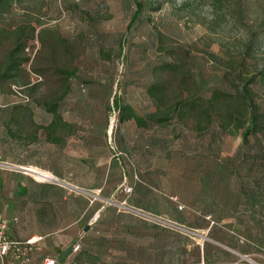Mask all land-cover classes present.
<instances>
[{
    "label": "rangeland",
    "instance_id": "rangeland-1",
    "mask_svg": "<svg viewBox=\"0 0 264 264\" xmlns=\"http://www.w3.org/2000/svg\"><path fill=\"white\" fill-rule=\"evenodd\" d=\"M3 11L4 35L15 29L33 35L24 48L30 61L23 64L30 84L39 83L33 96L46 87L48 99L55 96L59 77L33 69L52 64L43 58L54 47L56 66L74 72L59 102L66 123L59 130L62 141L43 143L39 134L33 140L26 129L12 138L6 154L12 163L0 159L5 173L22 175L26 171L19 166L43 171L44 166L76 184L69 218L60 194L39 206L70 223L76 209L75 223L59 227L67 231L65 246L41 250V261L58 259L79 237L81 248L98 249L103 236L108 241L102 264H264V133L250 135L244 146L242 128L221 135L215 118L207 122L197 111L161 119L181 101H212L215 90L235 101L244 86L264 110V0H15ZM9 36L11 41L0 43V57L11 46ZM153 84L164 89L156 93L158 100L148 93ZM11 89L0 94V108L7 105L0 117L20 101L16 90L27 97L37 123L50 120L26 86L18 82ZM115 98L128 107L123 120L114 110ZM255 157L262 170L250 166ZM87 200L99 207L91 219L79 211ZM171 202L177 218L169 214ZM77 254L58 264H85L77 262Z\"/></svg>",
    "mask_w": 264,
    "mask_h": 264
},
{
    "label": "trees",
    "instance_id": "trees-1",
    "mask_svg": "<svg viewBox=\"0 0 264 264\" xmlns=\"http://www.w3.org/2000/svg\"><path fill=\"white\" fill-rule=\"evenodd\" d=\"M14 1L15 0H0V13L3 14V10L10 8ZM138 10L140 11V6ZM132 23L133 20H131L130 24ZM31 30L33 31V28H31ZM44 32H46V30H42L41 32L39 31L38 36L39 34L41 36ZM4 33H7V28L0 26V43H2L1 41L3 38H9L10 40L9 34L12 37V42L10 48L0 57V94L13 92L11 85L20 82L28 88V95L32 97L35 94V90H38L39 83L30 84L29 73L27 72L26 68L23 67V64L30 61V57L26 54L24 48L29 38L33 35H25L20 29H15L11 33L9 31L8 35H4ZM49 53L50 57L43 59L46 61L50 60L52 64L46 63L41 66H34L33 69L35 73H38L39 75L41 74V76L53 74L59 77L57 89L54 92H51V94H54L55 96L51 99H48V91L50 88L46 87L42 93L37 96H33L32 100L36 106L43 107V110L49 114L48 116L50 120L47 123H37L33 117L32 109L29 107L30 104H28V102L25 104L20 102L16 103L11 109L10 113H7L6 115V124L9 126L7 130L11 138L20 137L22 131L27 129V136L33 140L37 139L36 137L39 134L41 135L40 138L43 143L59 144L62 141V136L59 134V130H62V128L66 126V123L63 121L62 115L59 111V102L68 93L69 80L73 77L74 72L70 69L56 66L55 63L57 62L54 58V55H56L55 47L51 49ZM176 66L177 65H173L171 70L176 71L178 69ZM29 84L30 86H28ZM159 88L160 87L156 86V84L149 86V95L155 98L156 93H161V91L164 90H159ZM228 97H230V95L227 93H222L219 90H215L211 99L212 101H205L206 103L203 101H200L199 103L197 101H181V103H176L173 110H166L161 119L167 118L168 114L169 116L173 117L177 113H195V111H197L199 113L198 116L207 122L208 118L214 117L215 119L213 121L217 123V131L219 133L221 132V135L227 131H235L242 128L241 135L243 138V145L247 146L248 137L250 135L257 136L264 133V110L260 111L259 105L253 101V98L250 95V90L247 86H244L237 92L235 96L236 100L234 99L235 101H227ZM213 99H219L220 101H214ZM5 106L7 105L3 104L0 110L6 108ZM113 106L114 110L118 109L121 113L119 120H123L124 111L126 112L128 107H121L120 102L116 98L113 101ZM128 116H131L133 119H135L138 124H146L147 122V120L135 113H129ZM148 117L151 118L152 116L148 115ZM255 149L257 148L255 147ZM253 152L256 153V150ZM252 164L260 170L263 168V165L261 161L258 160V157H255L250 162V166H253ZM224 175L226 177V173H224ZM76 196L77 195L75 194L74 199ZM74 199L72 201H74ZM171 204L172 211L169 214L171 217L177 218V207L174 206L172 202ZM132 205L137 206L135 204ZM80 206L81 207L79 209L81 210L86 208V212L83 215L87 219H91V216L99 210V207L96 209L93 208V202H90L89 200L84 201V203L80 204ZM215 208L216 205H214L211 210L214 212ZM81 210L79 211L81 212ZM212 211L209 212L212 214ZM215 214L216 213L214 212L213 217H215ZM115 216L117 217L118 214ZM119 216L120 219H123V216L127 217L126 215ZM107 241L108 240L102 236L99 241L96 242V247L98 249L84 244L82 248L80 247L78 254L76 255L77 262L81 261L85 264H102L101 249L105 246ZM221 252L226 256H231V253L228 251L221 250ZM58 260L59 258L57 259V264L66 262L65 260L58 262ZM206 261L207 263L210 262L209 257L206 258Z\"/></svg>",
    "mask_w": 264,
    "mask_h": 264
},
{
    "label": "crops",
    "instance_id": "crops-1",
    "mask_svg": "<svg viewBox=\"0 0 264 264\" xmlns=\"http://www.w3.org/2000/svg\"><path fill=\"white\" fill-rule=\"evenodd\" d=\"M7 117H0V159L2 158L3 163H12L11 160L6 158L12 146V138L8 134L7 128ZM18 168L26 169H38L33 166H19ZM44 171L49 172L52 178L58 179L63 184L55 182L44 183L40 181H34L31 174L26 172L22 175L16 174L14 171L5 173L0 170V214L6 217H16L17 222L13 223L9 229V235L11 238L16 240H25L29 237L36 236L41 237L33 245V249L30 253L31 261L33 263L41 264L42 261L39 259V252L41 250H59L62 249L65 244L64 241L68 236H65L62 232L63 229L60 226H69L71 223H75L74 218L76 217L75 207L72 209L73 220L70 221L66 218L64 222L58 221L54 216L45 212L41 207L42 203H52L55 201V195L60 194L63 202L66 203L64 207L65 217L69 218V202H73L75 191L71 190L70 186L76 185L72 182L67 181L64 176L53 168L40 166ZM7 174V178H6ZM5 178H4V176ZM14 177H18V181H13ZM55 182V183H53ZM7 184V188L4 186ZM2 186V187H1ZM12 191V192H9ZM91 202V201H90ZM44 209V207H43ZM86 208L81 210V214H85ZM67 220V221H66ZM56 227V228H55ZM75 232L74 230L72 231ZM49 242V243H48ZM0 259V264H10L8 258ZM11 258V257H10ZM45 258H49L45 256Z\"/></svg>",
    "mask_w": 264,
    "mask_h": 264
},
{
    "label": "built area",
    "instance_id": "built-area-1",
    "mask_svg": "<svg viewBox=\"0 0 264 264\" xmlns=\"http://www.w3.org/2000/svg\"><path fill=\"white\" fill-rule=\"evenodd\" d=\"M39 78L37 75H34ZM20 98L17 103H27V97L20 94L15 90ZM125 192L131 191L130 187H125ZM16 217H6L0 214V259H4L7 256L12 257L19 264H29L31 262L30 253L33 249V245L41 239V237L32 236L25 240H16L9 235V229L11 225L17 222ZM79 240L73 245L72 253H76L80 249V237ZM41 264H57V258L49 257L45 258Z\"/></svg>",
    "mask_w": 264,
    "mask_h": 264
},
{
    "label": "water",
    "instance_id": "water-1",
    "mask_svg": "<svg viewBox=\"0 0 264 264\" xmlns=\"http://www.w3.org/2000/svg\"><path fill=\"white\" fill-rule=\"evenodd\" d=\"M22 170H25L26 172L28 173H32L34 174L35 172L30 170V169H26V168H20ZM52 180H54L55 182H58V183H61L63 184V182L59 181L58 179H55V178H52ZM70 187H73V188H77L75 186H70ZM108 202H113L112 200H108ZM89 227L90 225L87 224L84 228V232H87L89 230ZM79 239H76L74 240L72 243H70L66 248L65 250L62 252V254L60 255L59 257V261L62 262L66 259V257H68L71 253H72V249H73V245L78 241Z\"/></svg>",
    "mask_w": 264,
    "mask_h": 264
},
{
    "label": "bare ground",
    "instance_id": "bare-ground-1",
    "mask_svg": "<svg viewBox=\"0 0 264 264\" xmlns=\"http://www.w3.org/2000/svg\"><path fill=\"white\" fill-rule=\"evenodd\" d=\"M35 173L32 174L34 175L35 178L40 179V180H52V175L49 172L43 171V170H38V169H32Z\"/></svg>",
    "mask_w": 264,
    "mask_h": 264
}]
</instances>
